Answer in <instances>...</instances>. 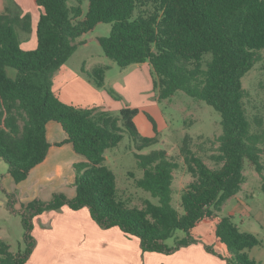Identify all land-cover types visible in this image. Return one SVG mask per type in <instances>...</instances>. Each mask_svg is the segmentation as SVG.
I'll return each instance as SVG.
<instances>
[{
	"label": "trees",
	"instance_id": "16d2710c",
	"mask_svg": "<svg viewBox=\"0 0 264 264\" xmlns=\"http://www.w3.org/2000/svg\"><path fill=\"white\" fill-rule=\"evenodd\" d=\"M76 1L70 8L69 0H35L42 13L34 50L23 49L18 34L31 32L32 17L18 8L0 13V159L9 175L19 184L46 160L50 122L61 125L67 136L63 143L86 159L74 165V198L58 192L48 202L36 199L16 209V194H8L10 212L22 219L24 247L12 253L0 240V264H27L36 247L35 219L63 208L85 209L100 228L137 238L144 253L166 255L198 243L191 232L201 221L219 219L216 236L230 256L224 258L210 246H205L207 252L226 264H261L248 250L262 241L220 213L245 183V159L259 174L264 171V120L250 119L242 82L264 54V0H89L85 16L84 0ZM101 23L112 24L110 36L98 39L106 56L123 69L148 63L157 76L160 101L182 91L221 115L222 134L210 156L216 167L193 151L190 135L183 139L181 156L193 181L182 192V212L172 204L180 165L167 151L136 155L143 176L135 185L158 200H146L142 208H131L119 197L116 176L105 165L106 152L119 145L124 131L141 143L140 149L157 142L141 138L138 109L124 108L114 117L109 111L67 104L53 90L54 74L82 44L77 40ZM106 70L83 72L104 88ZM108 93L118 98L114 91ZM178 231L185 237L176 238ZM170 239H175L173 246Z\"/></svg>",
	"mask_w": 264,
	"mask_h": 264
},
{
	"label": "rangeland",
	"instance_id": "374dc122",
	"mask_svg": "<svg viewBox=\"0 0 264 264\" xmlns=\"http://www.w3.org/2000/svg\"><path fill=\"white\" fill-rule=\"evenodd\" d=\"M14 1L19 6L17 7L21 15L29 14L32 17L31 32H18L22 44L27 40L22 48L32 49L28 47L34 40L37 42V24L42 9L37 6L35 0ZM68 5L72 8L78 3L76 0H69ZM82 9L85 16L89 10V0H84ZM111 30L112 24L101 23L80 37L76 43L82 42V44L78 45L74 55L66 63V68L69 69L71 76L80 74L84 77V69L106 67L105 87L100 89L105 90L112 101V104L108 106V111L114 117H118L124 108L139 109L140 114L135 118V123L139 128L141 138L157 139V142L151 146L140 149L138 146L141 143L135 142L124 131V138L119 145L106 152L105 165L116 176L119 197L126 200L131 208H142L146 200L158 203L157 199L135 185V180L143 176L136 155H147L153 151L164 150L180 165L174 173L172 204L175 209L182 212V192L193 181L181 156L183 139L186 135H190L193 140V151L209 167H216L210 156L216 153L217 139L222 134L221 115L206 102L192 98L182 91L177 92L170 99L160 101L159 91L155 88L154 83L157 76L153 69L147 75V72L141 71L145 77L142 80L140 72L133 73L132 67L123 69L106 56L98 39L109 37ZM262 56V60L242 79L243 87L248 92L245 103L252 121L256 117L264 120V54ZM14 74L15 72L12 71L11 75ZM108 90L114 91L118 98H113ZM65 160H67V156L64 157V162L60 161V165L47 175L48 183L39 187L38 190L42 188L39 195L42 201H49L54 192L72 187L67 178L75 174L74 165H70ZM262 163L264 165V152ZM244 176L245 183L242 185L241 191L237 197H232L220 214L229 213L236 205L237 198L243 201L244 207L249 208V213H234L232 220L242 231L250 232L262 241L260 246L248 250V254L251 258L264 264V191L262 190L264 171L259 174L250 160L245 159ZM9 177L8 165L0 159V240L10 246L12 253H17L24 247L25 232L21 217L11 213L8 208V194L20 195V189H17V185L12 183ZM21 205L22 202L18 201L15 208L20 209ZM184 236V232L178 231L175 237ZM168 244L174 245L175 239H170ZM223 248L227 252L226 256L229 257L230 253L226 246L224 245Z\"/></svg>",
	"mask_w": 264,
	"mask_h": 264
},
{
	"label": "crops",
	"instance_id": "0c3cea01",
	"mask_svg": "<svg viewBox=\"0 0 264 264\" xmlns=\"http://www.w3.org/2000/svg\"><path fill=\"white\" fill-rule=\"evenodd\" d=\"M17 6L14 0H0V13H3L6 8L17 9L19 7ZM26 43L27 40L23 44ZM36 47L37 42L34 40L28 47L32 49L25 50H34ZM131 67L134 69L133 73L140 72L142 80L145 77L141 71L147 72V75L152 69L148 63L132 65L128 68ZM89 69L91 68L86 70ZM83 74L84 77L80 74L71 76L65 64L54 74V92L67 104L83 109L108 111L112 101L107 92L98 88L85 73ZM47 138L50 143L48 156L42 164L34 168L29 178L17 184L11 176L9 177L12 183L17 185V189H20V195L16 196L18 201L22 202L21 208L31 201L41 200L39 195L42 188L38 190L39 187L48 183L47 175L60 165V161L64 162L65 156H67L65 161L72 166L86 161L83 156L74 151L71 144L63 143L67 136L57 122L48 124ZM67 181L72 187L59 192L74 198L76 195L75 174L70 175ZM55 193L58 192H54L52 197ZM48 199H50L49 196ZM231 199L224 204L222 210ZM248 211L249 208L244 207L243 201L237 198L233 209L220 216L233 217L234 213L245 214L249 213ZM218 222L219 219L201 221L191 232L198 243L166 255L144 253L137 238L127 237L117 228H100L85 209L77 212L68 208L49 211L34 221L36 247L27 264H226L224 260L207 252L205 248L210 246L221 256L228 257L226 250H223L224 244L216 236Z\"/></svg>",
	"mask_w": 264,
	"mask_h": 264
}]
</instances>
